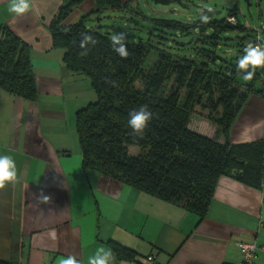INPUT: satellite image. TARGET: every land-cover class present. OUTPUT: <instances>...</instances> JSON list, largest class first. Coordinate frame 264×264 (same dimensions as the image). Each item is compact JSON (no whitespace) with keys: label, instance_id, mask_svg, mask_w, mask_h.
Instances as JSON below:
<instances>
[{"label":"crops","instance_id":"crops-1","mask_svg":"<svg viewBox=\"0 0 264 264\" xmlns=\"http://www.w3.org/2000/svg\"><path fill=\"white\" fill-rule=\"evenodd\" d=\"M126 2L128 0H121ZM30 10L10 14L0 0V24L30 46L35 100L0 88V155H10L17 182L0 189V261L59 264L90 256L109 241L134 250L135 261L116 264H237V241H256L253 264H264V184L247 186L220 177L200 222L179 206L149 196L82 166L75 113L94 100L89 80L67 69L52 46L49 25L65 0H30ZM94 5L85 0L65 23ZM134 5V6H133ZM138 8L137 2L129 7ZM190 128L200 134L197 128ZM264 141V97L250 94L229 142ZM41 192L48 203L37 199Z\"/></svg>","mask_w":264,"mask_h":264},{"label":"trees","instance_id":"trees-1","mask_svg":"<svg viewBox=\"0 0 264 264\" xmlns=\"http://www.w3.org/2000/svg\"><path fill=\"white\" fill-rule=\"evenodd\" d=\"M84 1L65 0L49 25L52 46L62 51L64 65L86 77L96 96L75 113L83 169L179 206L193 214L197 222L206 216L220 177L260 188L264 184V141L233 145L229 133L248 96L256 93L264 97L259 85L264 69H257L250 82L236 71L243 48L257 38L262 41L261 35L256 30L248 31L246 37L251 41L243 40L233 62L214 51L223 31L246 30L238 26L232 10L224 20L211 19L207 25L199 20L193 25L163 20V26L170 29L195 28L199 36L196 42L203 47L190 58L175 57L156 47V59L148 67L149 44L127 42L130 55L124 59L112 50L109 31L102 30L107 25L98 29L84 25L86 17L125 11L138 0H93L91 9L75 22L65 23ZM230 17L235 19L234 24L228 21ZM151 20L161 24L160 20ZM85 32L92 34L97 44L82 57L80 34ZM0 88L31 101L37 97L30 46L4 24H0ZM142 105H147L154 117L143 138L133 137L129 112ZM196 111L206 112L207 120L216 125L214 136L190 128ZM130 146L138 149L137 154L129 153ZM108 243L119 260L135 261L137 253L131 248L115 241Z\"/></svg>","mask_w":264,"mask_h":264},{"label":"rangeland","instance_id":"rangeland-1","mask_svg":"<svg viewBox=\"0 0 264 264\" xmlns=\"http://www.w3.org/2000/svg\"><path fill=\"white\" fill-rule=\"evenodd\" d=\"M167 3H155V0H138V8L131 6L125 11H106L98 15H91L86 17L84 25L89 29H98L100 25H107V28H102L103 32L109 31V38L116 32L126 31L128 33V41L139 44H149L152 49L146 53V65L152 66L156 59L154 48H159L165 52L172 54L175 57H195L197 50L203 45L197 43L196 39L199 38L195 34L194 29L191 28L187 31H178L163 26L164 22L179 21L183 25H193L199 20V13L201 9L212 8L214 12L220 13L213 16L212 19L221 21L230 15V11L234 5H237V12L234 17L238 26L246 30L229 29L223 31L220 35L214 51L217 55L235 62L236 57L239 55L241 43L250 42L251 39L246 37L247 32L256 30L261 35L264 41V0H169ZM100 20L97 21V18ZM131 18L130 20H123ZM154 20H160L157 23ZM77 19H74L75 22ZM155 28V29H153ZM155 35H154V34ZM156 35L162 38H157ZM194 37V40L189 42ZM179 44H186L181 47ZM91 87V86H90ZM92 89V88H91ZM96 96L94 97L95 100ZM93 100V101H94ZM206 112L196 111L191 117V127H195L200 131L208 134L216 131V125L207 120ZM215 134V132H214ZM138 149L130 146L129 153L132 155L137 154Z\"/></svg>","mask_w":264,"mask_h":264},{"label":"clouds","instance_id":"clouds-1","mask_svg":"<svg viewBox=\"0 0 264 264\" xmlns=\"http://www.w3.org/2000/svg\"><path fill=\"white\" fill-rule=\"evenodd\" d=\"M30 0H8V11L10 14L17 16L23 15L30 10ZM210 13H214L212 8L201 9L199 13V21L202 25L211 22ZM256 43H249L243 48V54L237 59L236 71L242 74L245 82H250L256 75L257 69H264V41L257 38ZM128 41V33L126 31L116 32L110 37L112 50L121 58L127 59L130 55L126 47ZM97 44L96 38L88 33L80 34L79 47L82 51L80 56L86 57L89 54L90 47ZM154 113L148 109L147 105H142L138 109L129 112L128 125L131 129L133 137L143 138L145 129L149 122L153 119ZM17 167L15 160L10 155H0V189L8 184L17 182ZM41 203H48L50 197L41 192L37 198ZM59 264H81L75 256H68L59 261ZM88 264H116V256L111 249L103 247L96 250L95 254L90 256Z\"/></svg>","mask_w":264,"mask_h":264},{"label":"built area","instance_id":"built-area-1","mask_svg":"<svg viewBox=\"0 0 264 264\" xmlns=\"http://www.w3.org/2000/svg\"><path fill=\"white\" fill-rule=\"evenodd\" d=\"M228 21L233 24L235 23V19L233 17H230ZM256 42L258 41L256 40L253 43ZM259 85L262 95H264V73H262L261 79L259 81ZM236 246L239 248L241 252V259L237 264H253L258 249V245L256 241H252V242L237 241Z\"/></svg>","mask_w":264,"mask_h":264},{"label":"water","instance_id":"water-1","mask_svg":"<svg viewBox=\"0 0 264 264\" xmlns=\"http://www.w3.org/2000/svg\"><path fill=\"white\" fill-rule=\"evenodd\" d=\"M245 2H248L249 0H244ZM165 2H167V3H169V2H171V1H169V0H155V3H165ZM236 12H237V5H234L233 6V9H232V14H236ZM220 12L219 11H217V12H214V13H210L209 15H211V17L212 16H215V15H217V14H219ZM97 21H99V18H97ZM102 26L103 25H100L99 26V28H102Z\"/></svg>","mask_w":264,"mask_h":264}]
</instances>
